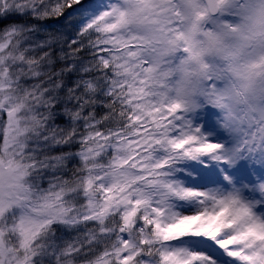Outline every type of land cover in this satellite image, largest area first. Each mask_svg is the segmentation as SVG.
<instances>
[{"label": "snow or ice", "instance_id": "snow-or-ice-1", "mask_svg": "<svg viewBox=\"0 0 264 264\" xmlns=\"http://www.w3.org/2000/svg\"><path fill=\"white\" fill-rule=\"evenodd\" d=\"M189 3L0 0V264H264V100L172 98Z\"/></svg>", "mask_w": 264, "mask_h": 264}, {"label": "clouds", "instance_id": "clouds-1", "mask_svg": "<svg viewBox=\"0 0 264 264\" xmlns=\"http://www.w3.org/2000/svg\"><path fill=\"white\" fill-rule=\"evenodd\" d=\"M187 7L197 27L188 36L190 55L185 65L168 73L172 98L196 106L203 100L210 65L219 64L229 68L233 99L264 100V0H190ZM225 11L233 14L236 31L205 32V22Z\"/></svg>", "mask_w": 264, "mask_h": 264}, {"label": "rangeland", "instance_id": "rangeland-1", "mask_svg": "<svg viewBox=\"0 0 264 264\" xmlns=\"http://www.w3.org/2000/svg\"><path fill=\"white\" fill-rule=\"evenodd\" d=\"M62 23V20H57V21H55L54 22V24H52V26H54V25H59V24H61ZM49 27H51V25H48ZM41 39L43 38V37H40ZM85 58H87V57H85ZM61 123L63 122V120L61 119V121H60Z\"/></svg>", "mask_w": 264, "mask_h": 264}, {"label": "trees", "instance_id": "trees-1", "mask_svg": "<svg viewBox=\"0 0 264 264\" xmlns=\"http://www.w3.org/2000/svg\"><path fill=\"white\" fill-rule=\"evenodd\" d=\"M57 20H61V19H50V20L47 21V24L52 26V24H54V22L57 21ZM2 26L3 25L0 24V27H2Z\"/></svg>", "mask_w": 264, "mask_h": 264}]
</instances>
